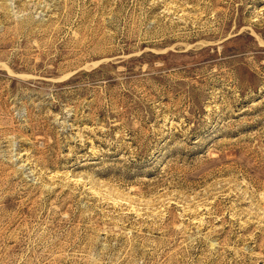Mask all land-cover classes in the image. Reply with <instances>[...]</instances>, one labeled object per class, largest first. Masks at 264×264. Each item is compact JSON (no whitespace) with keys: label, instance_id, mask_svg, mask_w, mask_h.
<instances>
[{"label":"rangeland","instance_id":"374dc122","mask_svg":"<svg viewBox=\"0 0 264 264\" xmlns=\"http://www.w3.org/2000/svg\"><path fill=\"white\" fill-rule=\"evenodd\" d=\"M0 264H264V0H0Z\"/></svg>","mask_w":264,"mask_h":264}]
</instances>
